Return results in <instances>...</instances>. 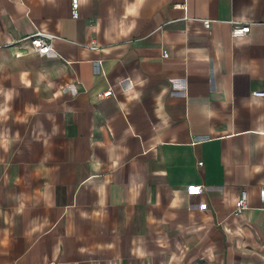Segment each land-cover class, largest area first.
I'll return each instance as SVG.
<instances>
[{"label":"crops","instance_id":"obj_1","mask_svg":"<svg viewBox=\"0 0 264 264\" xmlns=\"http://www.w3.org/2000/svg\"><path fill=\"white\" fill-rule=\"evenodd\" d=\"M72 9L0 0V264H264V0Z\"/></svg>","mask_w":264,"mask_h":264},{"label":"built area","instance_id":"obj_2","mask_svg":"<svg viewBox=\"0 0 264 264\" xmlns=\"http://www.w3.org/2000/svg\"><path fill=\"white\" fill-rule=\"evenodd\" d=\"M80 6V0H72V13L74 16H78V9ZM213 19H204L203 23L206 28H211ZM231 24V35L233 38H245L251 32L252 23L239 22L236 20L229 21ZM56 35L44 31L38 30L34 34L28 37L32 48L35 52L42 56H56L57 52L54 48V40L56 39ZM92 49H97L98 45L96 42H92L90 45ZM20 55V54H19ZM164 57L169 56V52L165 51L163 54ZM113 94V90L110 88L102 96L108 97ZM253 96L256 97H264V90H254L252 92ZM247 208V193L245 190L241 191V199L239 201L237 213H241L243 210Z\"/></svg>","mask_w":264,"mask_h":264}]
</instances>
